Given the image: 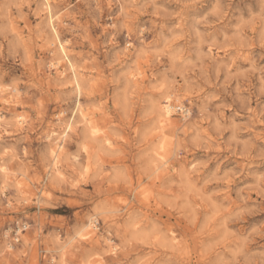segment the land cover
<instances>
[{
	"label": "rangeland",
	"instance_id": "1",
	"mask_svg": "<svg viewBox=\"0 0 264 264\" xmlns=\"http://www.w3.org/2000/svg\"><path fill=\"white\" fill-rule=\"evenodd\" d=\"M0 264H264V0H0Z\"/></svg>",
	"mask_w": 264,
	"mask_h": 264
},
{
	"label": "bare ground",
	"instance_id": "2",
	"mask_svg": "<svg viewBox=\"0 0 264 264\" xmlns=\"http://www.w3.org/2000/svg\"><path fill=\"white\" fill-rule=\"evenodd\" d=\"M49 1V0H48ZM45 6H47V5H45ZM47 8H49V7H47ZM49 11V10H48ZM50 12V11H49ZM48 20H49V22L51 23V27H52V29H53V32H54V34H56V30H55V28H54V26H53V16H52V13L51 14H49V16H48ZM57 36V35H56ZM58 49L60 50V52L61 53H63L65 56H66V54H65V52H64V47H63V45L59 42V47H58ZM69 65L71 66V68L72 69H74V67H73V64L71 63V62H69ZM75 75V74H74ZM75 78H76V75L74 76ZM78 78V77H77ZM77 78L75 79V82L74 83H76L75 85H76V88L78 89V90H80V84H79V82H78V80H77ZM169 112H170V110H169V106L168 105H166L165 106V110L161 113V115L160 116H162L161 117V119H160V121H161V123H163V124H168L169 123ZM16 117V116H15ZM185 117V116H184ZM81 123V122H80ZM170 124V123H169ZM172 125V124H171ZM71 127V123H69L68 125H67V129H69ZM55 153V152H54ZM50 155V154H49ZM93 225V224H92Z\"/></svg>",
	"mask_w": 264,
	"mask_h": 264
},
{
	"label": "built area",
	"instance_id": "3",
	"mask_svg": "<svg viewBox=\"0 0 264 264\" xmlns=\"http://www.w3.org/2000/svg\"><path fill=\"white\" fill-rule=\"evenodd\" d=\"M176 108L183 114V115H187L188 114V108H186L185 106H176ZM18 229L15 231V236L13 237L14 241L18 240V233L20 231H24L26 229V225L22 224L20 226L17 227Z\"/></svg>",
	"mask_w": 264,
	"mask_h": 264
}]
</instances>
